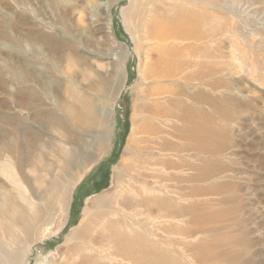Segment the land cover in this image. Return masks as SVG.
Wrapping results in <instances>:
<instances>
[{"label":"rangeland","instance_id":"obj_1","mask_svg":"<svg viewBox=\"0 0 264 264\" xmlns=\"http://www.w3.org/2000/svg\"><path fill=\"white\" fill-rule=\"evenodd\" d=\"M1 165L23 264H264V0H0Z\"/></svg>","mask_w":264,"mask_h":264},{"label":"crops","instance_id":"obj_2","mask_svg":"<svg viewBox=\"0 0 264 264\" xmlns=\"http://www.w3.org/2000/svg\"><path fill=\"white\" fill-rule=\"evenodd\" d=\"M138 97L129 104V119L131 120L130 138L141 139L142 137H156L157 129L156 124L162 119L167 118L170 114V109L165 110L162 101L149 102L144 100L137 106ZM129 120V122H130Z\"/></svg>","mask_w":264,"mask_h":264},{"label":"bare ground","instance_id":"obj_3","mask_svg":"<svg viewBox=\"0 0 264 264\" xmlns=\"http://www.w3.org/2000/svg\"><path fill=\"white\" fill-rule=\"evenodd\" d=\"M124 11V10H123ZM123 13V12H122ZM158 32H162L165 34V29L159 28ZM133 91V90H132ZM117 98V97H116ZM0 172L8 177V179L21 190V184L16 180L14 174L11 172V169L7 165L0 166ZM26 206L31 209V203H28L27 200H24ZM61 204L63 203V199L60 200ZM13 210L6 204H2L0 201V227L10 225L12 227V222H14V217L16 219H20V221L24 224L22 229L24 237L26 240H29L31 233V225L33 221L27 219L25 211L22 209V212L16 214H10ZM14 231V229L12 228ZM21 241V238H20ZM24 257H26V253L22 254L19 251H12L2 243H0V264H23Z\"/></svg>","mask_w":264,"mask_h":264}]
</instances>
